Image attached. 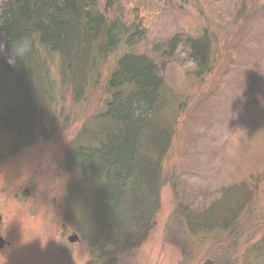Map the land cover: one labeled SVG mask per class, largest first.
I'll return each instance as SVG.
<instances>
[{"label":"rangeland","instance_id":"rangeland-1","mask_svg":"<svg viewBox=\"0 0 264 264\" xmlns=\"http://www.w3.org/2000/svg\"><path fill=\"white\" fill-rule=\"evenodd\" d=\"M246 1L238 18L240 0H156L155 13L138 14L145 24L140 37L128 47L124 35L113 53L98 59L83 89L61 79L58 56L43 51L53 96L42 94L41 84L35 90L42 130L26 146L0 152V232L11 242L0 264H98L105 239L85 224L93 209L85 181L76 178L82 165L71 160L69 148L92 140L94 134L81 137L83 129H99L105 121L100 114L110 96L108 75L125 51L147 55L161 67L164 103L157 119L169 123L172 135L156 167L164 183L157 185L153 213H145L146 234L124 242L112 261L102 256L100 264H203L207 258L212 264H264V0ZM98 7L109 21L131 26L134 20L128 0L112 6L100 0ZM204 26L215 37L208 67L198 72L188 60L190 50L182 43L166 50L167 38L199 36ZM77 87L82 91L75 95ZM234 187L247 194L230 231L214 224L207 231L190 229L189 215H201L218 199L222 211L235 199L229 190ZM236 228L241 245L225 248ZM73 231L83 242L67 248Z\"/></svg>","mask_w":264,"mask_h":264},{"label":"trees","instance_id":"trees-1","mask_svg":"<svg viewBox=\"0 0 264 264\" xmlns=\"http://www.w3.org/2000/svg\"><path fill=\"white\" fill-rule=\"evenodd\" d=\"M99 1L0 0V32L5 43L25 35L33 39L32 51L18 61L17 68L10 67L3 58L0 61V146L3 147L0 152L26 146L42 130L43 121L36 117L40 110L34 100L35 90L41 84L46 90L40 92L48 99L53 96L43 51L58 56L61 79L83 89L93 76L98 59L113 53L124 35L128 47L140 37L145 24L138 14L155 13L158 7L156 0H128L130 13H134L130 26L117 18L109 21L100 12ZM104 1L112 6L117 0ZM246 3L240 0L236 17L243 15ZM214 33L206 26L199 36L181 39L179 33H172L167 38L166 50L174 51L182 43L190 50L188 60L195 64L196 70H206ZM160 72L159 64L147 55L125 51L117 56L107 79L110 96L105 111L100 114L105 121L99 129L91 130L88 126L83 129L81 137L94 134L92 140L87 137L84 144L74 145L73 150L69 148L71 160L82 165L77 168L76 178L81 183L85 181L86 202L93 209L84 215L85 224L93 234L105 239L102 256L108 260L124 242L146 234L149 220L145 213H153L158 200L157 185L164 183L156 167L167 153L172 134L169 123L157 119L164 103ZM81 88H75L74 94H79ZM84 166L80 175L79 170ZM234 189L229 190L232 193ZM245 191L232 193L235 199L231 198L222 211L219 207L223 204L218 199L204 207L201 215H189L190 229L207 231L209 224H214L230 231L246 201ZM82 197L78 196L80 201L84 200ZM257 217L252 221L261 218ZM241 228L230 232L227 242L223 241L225 248L236 249L241 245L236 234ZM110 238L115 242L113 245L108 244Z\"/></svg>","mask_w":264,"mask_h":264},{"label":"clouds","instance_id":"clouds-1","mask_svg":"<svg viewBox=\"0 0 264 264\" xmlns=\"http://www.w3.org/2000/svg\"><path fill=\"white\" fill-rule=\"evenodd\" d=\"M10 44V48L8 45ZM33 47V39L30 35H25L18 38L15 42L5 43L0 39V57L12 67L17 68L18 61H22L30 52Z\"/></svg>","mask_w":264,"mask_h":264},{"label":"flooded vegetation","instance_id":"flooded-vegetation-1","mask_svg":"<svg viewBox=\"0 0 264 264\" xmlns=\"http://www.w3.org/2000/svg\"><path fill=\"white\" fill-rule=\"evenodd\" d=\"M26 190H27V189H26ZM1 219H2V214H1V212H0V221H1ZM73 232H75V231H73ZM74 234H75V236L73 237ZM0 235H1L2 238L4 239V243H3V245L0 246V256H2V255H3V250H4L7 246H9V245L11 244V242L7 239V237H5V235H4L3 233L0 232ZM65 240H66V242H67V243H65L66 247H67V245H68V247H73V246H75V245H77V244H81V242H83V241H82V238L79 236V234H78L77 232H75V233H73V234H71V235H68L67 238H66ZM68 247H67V248H68ZM102 252L104 253L103 250H99V252H98V255H97V258H98V259H96L97 262H98V264H100V259H101V257H102ZM105 252L107 253V250H105ZM83 253H84V251H83ZM110 253H112V252H110ZM114 253H115V252H114ZM109 261H112V259H110Z\"/></svg>","mask_w":264,"mask_h":264},{"label":"water","instance_id":"water-1","mask_svg":"<svg viewBox=\"0 0 264 264\" xmlns=\"http://www.w3.org/2000/svg\"><path fill=\"white\" fill-rule=\"evenodd\" d=\"M75 236V234L73 235V237ZM4 243V239L2 238V236L0 235V246H2ZM213 260L211 258H207L206 261L203 264H212Z\"/></svg>","mask_w":264,"mask_h":264}]
</instances>
